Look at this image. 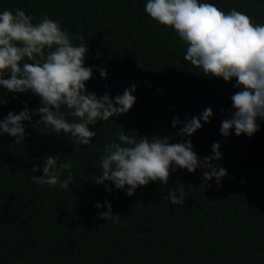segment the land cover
I'll return each instance as SVG.
<instances>
[{
    "label": "trees",
    "instance_id": "obj_1",
    "mask_svg": "<svg viewBox=\"0 0 264 264\" xmlns=\"http://www.w3.org/2000/svg\"><path fill=\"white\" fill-rule=\"evenodd\" d=\"M147 0H0L4 9L22 8L38 23L45 15L59 21L70 36H83L93 68L86 83L98 97L114 99L133 83L136 103L127 113L98 121L92 144L75 146L70 134L25 125L26 138L0 136V264H264V120L251 137L221 135L230 118L235 80L203 76L184 59L186 45L174 29L145 12ZM224 12L235 8L264 24V0H201ZM74 44L80 41L73 39ZM97 53H100L97 56ZM107 71L100 76L97 67ZM40 106L27 92L8 93L0 87V120ZM211 108L210 122L191 137L175 136L183 122ZM62 112L67 110L62 108ZM181 122L173 127L174 118ZM70 122L74 117H66ZM124 129H123V128ZM124 130L135 136H165L173 143L190 139L201 158L213 155L219 142L222 158L213 164L227 175L220 185L207 183L202 169H177L168 184L149 183L128 196L111 181L97 185L107 143ZM57 156L71 161L74 178L68 189L38 185L43 160ZM39 165L40 170L32 172ZM65 170L61 180L67 177ZM185 187V204L168 199ZM107 188H112L109 193ZM110 202L118 221L104 220ZM97 203L104 205L95 207Z\"/></svg>",
    "mask_w": 264,
    "mask_h": 264
},
{
    "label": "clouds",
    "instance_id": "obj_2",
    "mask_svg": "<svg viewBox=\"0 0 264 264\" xmlns=\"http://www.w3.org/2000/svg\"><path fill=\"white\" fill-rule=\"evenodd\" d=\"M145 12L158 24L175 30L186 45L184 59L202 69L203 76L222 78L225 82L235 80L233 87L239 91L231 96L230 118L221 122V135L228 137L234 130L236 136H253L259 130L257 120H264V24L255 23L250 15L235 8L226 13L201 0H147ZM33 19L22 8L0 12V87L14 94L31 92L40 100V106L34 110L25 105L18 114L10 111L0 120V136L16 138V145L24 142L22 122L31 124L33 117L38 116L34 127L70 134L73 145L88 146L97 135L90 126L127 114L133 108L137 85L133 83L114 99L107 93L98 97L89 92L86 83L93 76V68L85 66L89 47L84 37L70 36L59 21L47 15L38 23ZM73 39L80 43L74 44ZM97 70L102 78L107 77L104 68L98 66ZM62 108L67 111L62 112ZM67 116L76 119L70 122ZM212 116V109L206 108L199 116L186 119L175 136L191 137L202 129L201 121L208 123ZM180 123L178 117L172 121L173 127ZM169 138L145 135L137 139L119 131L116 139L104 147L102 172L94 183L111 181L116 189L126 190L132 196L149 183L168 184L177 169L194 173L200 168L205 183L215 178L220 185L227 170L213 164L222 158L219 142L212 145L213 155L201 158L190 139L173 143ZM57 156L44 158L43 175H32L34 183L69 188L74 180L72 163L59 162ZM39 170L37 165L31 171ZM65 170L69 174L61 180ZM107 191L110 193L112 188ZM167 199L183 206L185 187L179 185L178 192L171 190ZM105 204L107 211L100 213V217L118 221L119 215L113 213L111 203Z\"/></svg>",
    "mask_w": 264,
    "mask_h": 264
}]
</instances>
